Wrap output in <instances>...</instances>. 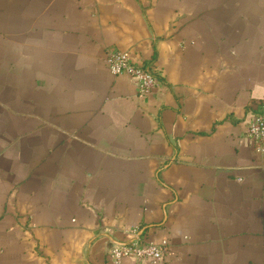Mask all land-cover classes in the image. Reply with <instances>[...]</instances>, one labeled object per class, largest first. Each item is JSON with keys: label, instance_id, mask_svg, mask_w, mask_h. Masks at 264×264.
Listing matches in <instances>:
<instances>
[{"label": "crops", "instance_id": "0c3cea01", "mask_svg": "<svg viewBox=\"0 0 264 264\" xmlns=\"http://www.w3.org/2000/svg\"><path fill=\"white\" fill-rule=\"evenodd\" d=\"M263 101L264 0H0V264H264Z\"/></svg>", "mask_w": 264, "mask_h": 264}, {"label": "built area", "instance_id": "2783aa9c", "mask_svg": "<svg viewBox=\"0 0 264 264\" xmlns=\"http://www.w3.org/2000/svg\"><path fill=\"white\" fill-rule=\"evenodd\" d=\"M106 64L112 75H129L132 77L137 83L138 93L142 96L149 94L159 84V75L155 69L134 61L127 53L108 49ZM245 133L256 145L258 153H264V101L259 104L253 120L246 125ZM168 249V241L159 244L145 242L136 230L129 242L111 245L108 250V258L111 264H122L126 258L159 264L164 259Z\"/></svg>", "mask_w": 264, "mask_h": 264}]
</instances>
